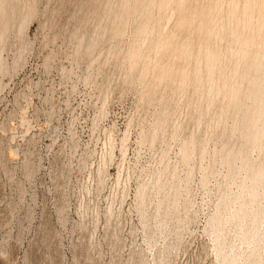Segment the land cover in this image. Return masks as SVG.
<instances>
[{"label": "rangeland", "instance_id": "obj_1", "mask_svg": "<svg viewBox=\"0 0 264 264\" xmlns=\"http://www.w3.org/2000/svg\"><path fill=\"white\" fill-rule=\"evenodd\" d=\"M213 1L0 0V264H264V218L234 214L264 140L244 146L252 99L221 87L258 71Z\"/></svg>", "mask_w": 264, "mask_h": 264}, {"label": "bare ground", "instance_id": "obj_2", "mask_svg": "<svg viewBox=\"0 0 264 264\" xmlns=\"http://www.w3.org/2000/svg\"><path fill=\"white\" fill-rule=\"evenodd\" d=\"M164 0H162V3H163ZM210 1V0H209ZM244 3H243V7L242 8H238V1L237 0H227V9H226V12H225V24L229 26V33H230V43H232V41L234 42H237L238 45H237V49L234 50L232 52V49H231V52L234 56L237 57L236 59V62L238 63L237 60H242L243 62H246L248 61L249 64L247 66V68L245 70H248L249 68H253L254 69V72L255 71H258V74L255 72V74L253 76H251L250 78L244 73L245 71H241V72H237V69L236 70H233L232 72V76H234V74H236L237 76L239 75H246V77H248V79L244 76H240L241 78V82H243L244 80L247 79V85H246V88L243 90V87L241 86V88L237 85L235 86V83L234 86H229L228 87L227 85L228 84H225L223 83L221 85L222 89H224V91L226 92L227 96H228V104L230 106H232V108L235 106V105H238L240 106V101L242 99H244L243 97H248V100L252 99L251 101V104L249 103L250 106L246 105V103H244V108H245V114H246V118L244 116H241V118H245L246 120H242L241 119V123L244 122V124L242 123L243 125V136L244 138V146H262V138H264V0H243ZM161 2V0H160ZM160 3V4H162ZM218 2L217 0H214L212 2L213 6L216 5ZM180 4H181V1H180ZM159 6V5H158ZM163 6V5H162ZM209 6V5H208ZM124 7V2L122 4V8ZM211 8V7H210ZM216 8V7H215ZM214 8V10H215ZM161 10V9H160ZM201 10V9H200ZM211 10V9H209ZM203 13V12H202ZM206 13V12H205ZM209 15V14H207ZM149 17V16H148ZM182 17V15H181ZM179 18L177 23L179 25H181L183 23V19L184 18ZM183 17L184 14H183ZM204 18V17H203ZM221 19V18H220ZM219 19V20H220ZM188 20V19H187ZM210 20V19H209ZM208 20V22H209ZM214 21V20H213ZM185 22V21H184ZM205 22V21H204ZM176 23V24H177ZM187 23V22H186ZM212 23V22H211ZM218 23V22H217ZM222 22H220L221 24ZM143 25V24H142ZM178 26V25H177ZM182 26V25H181ZM207 26V25H206ZM225 26V25H224ZM241 26V28H244V29H247L246 31L248 32V30H250V35L246 33V35L242 34L240 31H238V28ZM145 28V26H143ZM213 27V26H212ZM180 28V27H179ZM209 28V27H208ZM140 29V27H139ZM220 29L223 30L222 27H220ZM146 30V29H145ZM200 30V29H199ZM218 30V29H217ZM217 30H216V36H214V38H217ZM141 31H143L141 29ZM158 31V30H157ZM211 31H212V28H211ZM140 32V30H139ZM199 32V31H198ZM204 32V31H203ZM209 33V32H208ZM211 33V32H210ZM221 33V32H220ZM249 33V32H248ZM147 34V33H146ZM209 35V34H208ZM211 35V34H210ZM221 35V34H220ZM173 36V35H172ZM175 36V35H174ZM161 36H159V39H160ZM208 36H206L207 38ZM222 38V37H220ZM157 39V38H156ZM158 39V40H159ZM209 39V38H208ZM140 40V39H139ZM141 41V40H140ZM207 41V40H206ZM216 41V39H215ZM214 41V42H215ZM153 42V40H152ZM184 42V41H183ZM205 42V41H204ZM221 42V41H220ZM219 42V43H220ZM207 43V42H206ZM229 43V44H230ZM178 44V43H177ZM236 44V43H235ZM234 44V46H235ZM139 45V44H138ZM155 47V49H165L166 46H168V41L167 40H159V41H156L155 40V43L153 44ZM189 44H187V47H188ZM199 45V44H198ZM232 45V44H231ZM176 46V45H175ZM179 46V48H178ZM220 45L216 46V42H215V45H209L204 47V49L202 50H199L197 51V57L196 59H198L197 62L199 61H203L204 63V66L206 68V77L210 78V75L214 70V68H217L216 65H217V62H218V48ZM140 47V46H139ZM137 47V49L139 48ZM199 47V46H198ZM225 47V46H224ZM178 50H177V49ZM176 48L173 50V51H177L178 54L181 53V56L185 55L183 53L184 50L186 49L184 44L183 43H180V45H177ZM235 48V47H234ZM135 49V48H134ZM230 49V48H229ZM198 50V49H197ZM135 51H138L135 49ZM175 51V52H176ZM186 51V50H185ZM226 51V50H225ZM165 52V51H164ZM176 52V54H177ZM200 52V53H199ZM137 53H140V52H137ZM136 52H131V58H132V62H134V58L136 57L137 55ZM156 53V52H155ZM161 53V52H160ZM191 53V52H190ZM196 53V52H195ZM177 54V55H178ZM189 54V53H188ZM194 54V53H193ZM139 55V54H138ZM190 55V54H189ZM195 55V54H194ZM176 56V55H175ZM180 56V57H181ZM179 57V58H180ZM221 57V56H220ZM130 58V59H131ZM170 58V57H169ZM178 58V57H177ZM220 59V58H219ZM137 60V59H136ZM161 60V59H160ZM170 62V61H169ZM172 62V61H171ZM221 62V61H220ZM230 62V61H229ZM242 62V63H243ZM156 63V62H155ZM154 63V64H155ZM164 63V62H163ZM195 63V62H194ZM200 63V62H199ZM235 63V60L234 62ZM247 63V62H246ZM147 64V63H146ZM158 64V63H157ZM167 64V63H166ZM172 64V63H171ZM224 64V63H223ZM222 64V66H223ZM230 64V63H229ZM245 64V63H244ZM234 66L237 67V65L233 64ZM173 66V65H172ZM218 66V65H217ZM244 66V65H243ZM144 67V66H143ZM159 68V72L160 73L159 75H164L169 72H173V70L171 71L170 67H168V65H165L161 63V65L158 66ZM195 70V69H194ZM194 70L192 72H194ZM198 70H199V67H198ZM197 70V71H198ZM183 71V70H182ZM181 71L180 69V76L181 75L184 77L185 75L188 76V74H185ZM195 71V72H197ZM230 71V68L228 70V72ZM194 72V74H195ZM199 72V71H198ZM197 72V73H198ZM247 72H250V71H247ZM175 73H176V70H175ZM214 73V72H213ZM179 74V73H178ZM193 74V73H192ZM193 74V75H194ZM199 74V73H198ZM201 74V73H200ZM199 74V75H200ZM229 74V73H228ZM257 74V75H256ZM226 75V74H225ZM153 76V75H152ZM162 76L160 77V79L162 78ZM168 76V74H167ZM155 78V76H153ZM158 77V75H157ZM186 77V76H185ZM194 77L195 79H193L194 82H196V80L200 79L199 76L196 74L195 76H192ZM223 77H226V76H223ZM164 78V77H163ZM202 78V76H201ZM205 78V77H204ZM208 78L209 81H211L210 79ZM213 78V77H212ZM238 78V77H237ZM244 78V80H242ZM206 79V78H205ZM225 79V78H224ZM232 79V78H231ZM158 80V79H157ZM156 80V81H157ZM184 80V79H182ZM218 80V79H217ZM237 80V79H236ZM154 81V80H153ZM181 81V80H180ZM225 81V80H224ZM220 82V81H219ZM227 82V81H226ZM210 83V82H208ZM212 83V82H211ZM218 84V82H217ZM246 84V83H245ZM220 85V84H219ZM232 85V84H231ZM210 86V84L208 85ZM227 87V88H226ZM212 89V88H211ZM216 89V88H215ZM221 89H219L220 91ZM222 91V90H221ZM242 92H243V96H242V99L239 98L241 97L242 95ZM220 93V92H219ZM223 93V92H222ZM225 95V94H224ZM245 97V98H246ZM250 97V99H249ZM240 99V100H239ZM227 100V99H226ZM247 101V100H246ZM227 102V101H226ZM250 102V101H249ZM211 103V102H210ZM242 103V102H241ZM227 105V103H226ZM241 105V108L242 106ZM221 106V105H220ZM237 106V107H238ZM236 107V106H235ZM234 107V109H235ZM222 108V107H221ZM240 108V107H238ZM243 108V109H244ZM240 111V113L242 114V110ZM223 110V109H222ZM229 110V109H228ZM228 110L226 112H228ZM220 111V110H219ZM231 112V111H230ZM239 112V109L236 111V113ZM233 113V111H232ZM225 114V113H224ZM239 114V113H238ZM236 114V116L238 115ZM243 114V115H245ZM235 116V117H236ZM240 116V115H238ZM241 125V127H242ZM242 129V128H241ZM191 141V140H190ZM188 142V141H187ZM189 144V143H188ZM187 147V146H186ZM185 147V144L183 146V148H185V151L184 149L182 154H185V156L188 157V148ZM246 148V147H245ZM248 148V147H247ZM251 148V147H250ZM253 148V147H252ZM241 149V148H240ZM187 150V151H186ZM243 150V148L241 149V151ZM248 150V149H247ZM231 152V151H230ZM240 152V151H239ZM243 153H244V150H243ZM237 154H238V149H237ZM244 155V154H243ZM184 156V155H183ZM242 156V155H241ZM239 156V157H241ZM246 155H244L243 157H245ZM237 157V156H236ZM242 158V157H241ZM249 158V157H248ZM250 159V158H249ZM245 160V162H243V165L241 166V169L244 170V174H246V176H248V178H250V183L246 185L244 184L246 181V179H243L241 182H238L240 183L242 189L245 191V194L244 195H240L236 198H240V201L238 203V206L237 208L234 210V214H235V217L237 218L238 222H240L242 219H244L246 216L248 215H251V219H252V222L254 224H256L257 222H259L260 220H262V218H264V214H259L257 212V210H255L253 208V206H256L257 204L260 203V201L262 199H264V161H262L261 165H259V167H252V163H249L248 160ZM229 163L231 164V162L229 161ZM252 164V165H250ZM255 164V163H254ZM233 165V164H232ZM231 165V166H232ZM230 167V166H229ZM233 167V166H232ZM230 169H232L230 167ZM238 169V168H237ZM233 172V170H231ZM230 171V172H231ZM240 172V171H239ZM243 178V177H242ZM244 178H246L244 176ZM244 181V182H243ZM258 184H261L262 185V191L261 193L257 192L256 191V186H258ZM250 217V216H248Z\"/></svg>", "mask_w": 264, "mask_h": 264}]
</instances>
